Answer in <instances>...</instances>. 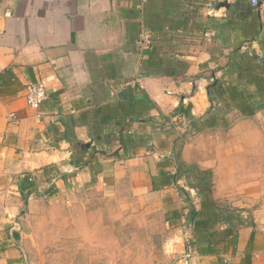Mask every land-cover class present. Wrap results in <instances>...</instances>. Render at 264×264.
Returning a JSON list of instances; mask_svg holds the SVG:
<instances>
[{
    "label": "crops",
    "instance_id": "0c3cea01",
    "mask_svg": "<svg viewBox=\"0 0 264 264\" xmlns=\"http://www.w3.org/2000/svg\"><path fill=\"white\" fill-rule=\"evenodd\" d=\"M6 11L0 264H118L112 210L162 212L168 264L188 250L187 264H264V8L2 0ZM39 81L41 115L26 102Z\"/></svg>",
    "mask_w": 264,
    "mask_h": 264
},
{
    "label": "rangeland",
    "instance_id": "374dc122",
    "mask_svg": "<svg viewBox=\"0 0 264 264\" xmlns=\"http://www.w3.org/2000/svg\"><path fill=\"white\" fill-rule=\"evenodd\" d=\"M113 204L118 205L116 202ZM111 220L116 218L124 222L123 235L119 228V241L123 243V252L118 264H168L164 254V222L162 212H128L122 217L120 212H108ZM121 248V244H119Z\"/></svg>",
    "mask_w": 264,
    "mask_h": 264
},
{
    "label": "built area",
    "instance_id": "2783aa9c",
    "mask_svg": "<svg viewBox=\"0 0 264 264\" xmlns=\"http://www.w3.org/2000/svg\"><path fill=\"white\" fill-rule=\"evenodd\" d=\"M2 0H0V3ZM252 7H262L264 8V3H261L260 0H251ZM10 12L6 11L3 13L2 17L0 18H9ZM47 99V85L44 81H39L37 83H33L27 86L26 88V102L30 108L36 111H40L43 103ZM39 115L40 112H39ZM10 118H14V115H11ZM192 258V253L188 250L182 258L186 264Z\"/></svg>",
    "mask_w": 264,
    "mask_h": 264
},
{
    "label": "trees",
    "instance_id": "16d2710c",
    "mask_svg": "<svg viewBox=\"0 0 264 264\" xmlns=\"http://www.w3.org/2000/svg\"><path fill=\"white\" fill-rule=\"evenodd\" d=\"M179 111H182V107L179 108ZM29 174L26 176V178L24 179V185L25 187L28 189V193H32V190L34 189V186H35V183L33 180H30L29 179ZM172 182H175V177H171V178H165V179H162V184H170ZM54 189H50L48 191L49 194H53L54 193ZM197 216L196 213H193L191 215V219L193 220L195 217Z\"/></svg>",
    "mask_w": 264,
    "mask_h": 264
}]
</instances>
